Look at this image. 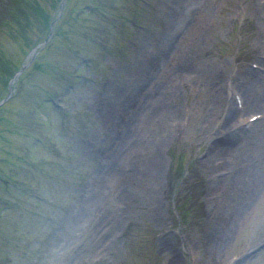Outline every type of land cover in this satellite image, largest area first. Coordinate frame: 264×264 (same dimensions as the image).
<instances>
[{"label": "rangeland", "instance_id": "obj_1", "mask_svg": "<svg viewBox=\"0 0 264 264\" xmlns=\"http://www.w3.org/2000/svg\"><path fill=\"white\" fill-rule=\"evenodd\" d=\"M15 1L24 13L0 18V264H264L260 0H69L60 22V0ZM148 98L160 182L132 165Z\"/></svg>", "mask_w": 264, "mask_h": 264}, {"label": "bare ground", "instance_id": "obj_2", "mask_svg": "<svg viewBox=\"0 0 264 264\" xmlns=\"http://www.w3.org/2000/svg\"><path fill=\"white\" fill-rule=\"evenodd\" d=\"M170 97H171V92L167 94L165 93L161 96L162 99L164 98L169 99ZM156 98L161 99L160 96L159 98L156 96ZM243 102L245 103L244 106L246 107L245 98ZM142 107H143L141 109V112L143 111L142 113L143 117L141 118L142 120L138 122L137 128L136 125L134 124L133 126V129L135 130L134 135L133 133H131L132 131L130 132L131 133L130 138L131 136L133 137L132 140L133 150L132 148H130V150H132V165L136 172L140 173L141 175L150 177L154 182H160L162 178L161 175L163 168V160L159 153V147H156L155 143L153 144L151 143L152 146L147 144V140H148L147 138L150 134L153 133V129L154 127H156L155 125L157 124L158 120L156 116L153 114L154 110L150 105L149 98L145 101ZM228 110L230 112L236 110L235 103L231 98H228ZM141 112L139 110L138 118ZM234 128L236 127H233V129ZM153 147L154 149H152ZM113 169L114 167H110L107 169V172L109 173ZM258 185L259 183L257 181L256 182L252 181V190H255L258 187ZM92 205L94 206L98 205V201H94Z\"/></svg>", "mask_w": 264, "mask_h": 264}]
</instances>
